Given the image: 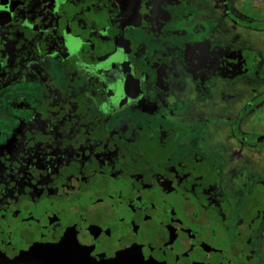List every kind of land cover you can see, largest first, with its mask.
<instances>
[{"label":"flooded vegetation","instance_id":"1","mask_svg":"<svg viewBox=\"0 0 264 264\" xmlns=\"http://www.w3.org/2000/svg\"><path fill=\"white\" fill-rule=\"evenodd\" d=\"M263 50L264 0H0V253L264 264Z\"/></svg>","mask_w":264,"mask_h":264},{"label":"water","instance_id":"2","mask_svg":"<svg viewBox=\"0 0 264 264\" xmlns=\"http://www.w3.org/2000/svg\"><path fill=\"white\" fill-rule=\"evenodd\" d=\"M166 251L133 248L110 260H98L90 255L82 237H74L53 246L32 247L25 252H1L0 264H186L177 253Z\"/></svg>","mask_w":264,"mask_h":264},{"label":"rangeland","instance_id":"3","mask_svg":"<svg viewBox=\"0 0 264 264\" xmlns=\"http://www.w3.org/2000/svg\"><path fill=\"white\" fill-rule=\"evenodd\" d=\"M263 54H264V50H263ZM260 75H261V74H260ZM262 76H263V75H261V79H262Z\"/></svg>","mask_w":264,"mask_h":264}]
</instances>
